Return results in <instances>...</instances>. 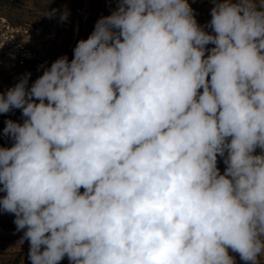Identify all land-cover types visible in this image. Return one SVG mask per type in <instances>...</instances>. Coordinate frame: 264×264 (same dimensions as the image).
Instances as JSON below:
<instances>
[{
    "label": "clouds",
    "instance_id": "obj_1",
    "mask_svg": "<svg viewBox=\"0 0 264 264\" xmlns=\"http://www.w3.org/2000/svg\"><path fill=\"white\" fill-rule=\"evenodd\" d=\"M116 3L0 93L24 118L3 128L0 212L31 264H260L264 0H211L207 26L187 0Z\"/></svg>",
    "mask_w": 264,
    "mask_h": 264
},
{
    "label": "rangeland",
    "instance_id": "obj_2",
    "mask_svg": "<svg viewBox=\"0 0 264 264\" xmlns=\"http://www.w3.org/2000/svg\"><path fill=\"white\" fill-rule=\"evenodd\" d=\"M193 10L197 23L205 26L211 20L210 10L213 7L211 0H187ZM116 0H0V12L12 23H27L32 26H40L43 36L50 37L42 41L41 50L49 58L48 63L33 73L28 79V87L40 77L47 67L60 56L67 55L69 60L73 58V49L81 39H87L93 32L96 22L102 16L111 15L116 9ZM52 9H58L51 18L44 14ZM67 10L68 19L61 21L60 15ZM211 31V29H209ZM18 73L0 75L1 86L6 85L7 90L18 83ZM23 122L20 109H13L7 114H0V131L3 132L6 120ZM0 147H11L9 142H0ZM255 154H260L259 149ZM218 168L221 174L226 165L223 158L218 157ZM83 191V189H81ZM4 193H0L2 197ZM15 217L12 214L0 212V264H31L28 259L29 244L27 241L20 245L18 242L23 235L16 231L13 223ZM229 255L235 258V264H245L239 257L229 249ZM60 264H69L65 257ZM260 264H264V257L260 258Z\"/></svg>",
    "mask_w": 264,
    "mask_h": 264
},
{
    "label": "built area",
    "instance_id": "obj_3",
    "mask_svg": "<svg viewBox=\"0 0 264 264\" xmlns=\"http://www.w3.org/2000/svg\"><path fill=\"white\" fill-rule=\"evenodd\" d=\"M49 37L50 34L43 36L40 26L12 23L0 12V75L5 72L18 73L21 79L26 74L33 75L34 72L44 67L49 58L42 52L41 46L42 41ZM6 92L7 86L2 85L0 93ZM0 142H9L11 146L13 143L10 137L3 135L2 131H0Z\"/></svg>",
    "mask_w": 264,
    "mask_h": 264
}]
</instances>
